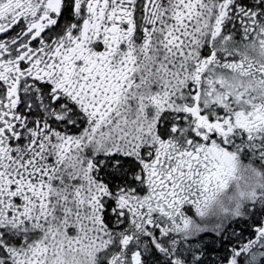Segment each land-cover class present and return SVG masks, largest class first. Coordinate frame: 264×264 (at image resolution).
<instances>
[{"label":"snow or ice","instance_id":"obj_1","mask_svg":"<svg viewBox=\"0 0 264 264\" xmlns=\"http://www.w3.org/2000/svg\"><path fill=\"white\" fill-rule=\"evenodd\" d=\"M0 264H264V0H0Z\"/></svg>","mask_w":264,"mask_h":264}]
</instances>
